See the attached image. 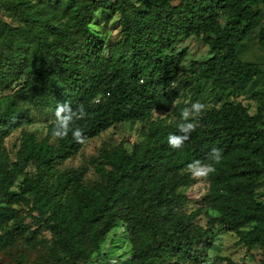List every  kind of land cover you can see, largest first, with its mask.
<instances>
[{
  "label": "trees",
  "instance_id": "1",
  "mask_svg": "<svg viewBox=\"0 0 264 264\" xmlns=\"http://www.w3.org/2000/svg\"><path fill=\"white\" fill-rule=\"evenodd\" d=\"M172 1L0 0V264H94L119 223L131 245L124 264H206L221 233L264 251V88L254 87L264 70L239 57L264 20V0ZM111 16L113 41L98 29ZM190 38L209 58L182 69L187 54L177 46ZM241 96L255 104L253 115L233 100ZM65 100L90 113L73 125L83 143L71 132L51 136ZM196 101L206 105L196 130L170 148L181 110ZM32 112L51 117L40 139L22 129ZM138 123L130 148L101 146L83 166L56 169L105 131ZM18 129L11 156L4 144ZM214 147L222 162L205 176L199 209L188 212L184 190L195 177L186 166Z\"/></svg>",
  "mask_w": 264,
  "mask_h": 264
},
{
  "label": "rangeland",
  "instance_id": "2",
  "mask_svg": "<svg viewBox=\"0 0 264 264\" xmlns=\"http://www.w3.org/2000/svg\"><path fill=\"white\" fill-rule=\"evenodd\" d=\"M179 0H173L172 4H177ZM264 12V6H261ZM3 17L4 14H3ZM6 19V18H5ZM118 16H111L109 20L98 29H103V34L112 41L118 37L117 28ZM261 27L264 28V20L258 22V25L253 29L252 33L248 36L245 42L239 49V57L241 60L251 63H256L264 70V45L259 42V32ZM264 42V41H263ZM264 44V43H263ZM178 51H185L187 54L186 60L182 64V69L188 68L189 64L193 61H203L209 58L208 48L199 38H190L181 41L177 46ZM255 88H264V75L255 80ZM233 100L242 103L248 108L249 113L253 115L255 113V104L248 100L246 96L235 97ZM184 104L188 103V100H182ZM155 115L164 116L160 112H156ZM32 124L30 126L25 125L23 130L33 132L40 139L45 136L46 128L51 120V117L47 114L32 112L31 113ZM140 127L141 124L135 125H119L111 128L99 137L89 140L80 152L71 160L57 164L56 169L63 170L66 168H78L83 166L91 157L98 154L101 146L113 147L119 143L124 142L127 148L140 139ZM20 130L15 131L5 141V148L13 155L15 148L18 145V138ZM28 171H32L31 168ZM195 177V183L184 190L189 203L187 205V211H194L199 209L202 204V197L207 193L208 183L205 176ZM96 175L91 167L88 168L86 173V180L94 181ZM199 223L204 224L205 216L202 214L199 217ZM45 236L48 237L47 234ZM237 237L232 233H221L215 243L214 250L209 252V258L206 264H220L214 260V256L229 257L238 264H262L264 258V251L254 248L247 250L246 248L239 246L237 243ZM130 242L127 234L124 231V227L119 223L115 226L105 237L104 242L101 245L99 254L94 258V264H124L130 253Z\"/></svg>",
  "mask_w": 264,
  "mask_h": 264
},
{
  "label": "clouds",
  "instance_id": "3",
  "mask_svg": "<svg viewBox=\"0 0 264 264\" xmlns=\"http://www.w3.org/2000/svg\"><path fill=\"white\" fill-rule=\"evenodd\" d=\"M175 105V101L173 102ZM206 110V105L196 101L189 107H185L180 113V123L177 125L178 133H170L167 142L170 148L179 149L190 140L191 134L196 130V117ZM55 122L51 130V136L54 140L65 139L71 132L72 139L78 143H83L86 139L83 129L79 126H73L76 121L87 120L90 113L86 110L83 103L73 107L71 100H65L57 104L55 110ZM223 159V152L219 148H212L207 154L206 160H195L189 163L187 171L189 174L202 177L210 175L215 171V166L220 164Z\"/></svg>",
  "mask_w": 264,
  "mask_h": 264
}]
</instances>
